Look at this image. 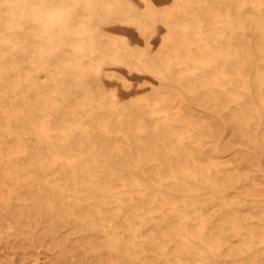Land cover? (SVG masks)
Returning a JSON list of instances; mask_svg holds the SVG:
<instances>
[{"label": "bare ground", "instance_id": "1", "mask_svg": "<svg viewBox=\"0 0 264 264\" xmlns=\"http://www.w3.org/2000/svg\"><path fill=\"white\" fill-rule=\"evenodd\" d=\"M173 1L172 11L148 18L171 32L167 38L171 47H165L170 50L160 53L159 61L169 71L172 66L181 70L193 66L194 76L203 77L202 86L219 88L223 94L224 98L212 95L209 101L228 115L234 105L233 121L245 128L243 136L251 144L260 146L249 131L261 120L259 109L252 99L238 109L243 95L227 93L235 88L234 78L227 75L232 63L242 82L237 89L250 97L249 80L239 69L247 67L256 49L248 43L229 53L223 42H233L246 21H253L264 58V0H223L235 1L234 10L212 8L211 2L222 0ZM249 9L252 13L244 17ZM132 10L127 0H0V202L13 218L17 253L31 261L40 250L42 264H200L206 258L202 252L220 255L231 233L241 237L234 254L238 264H264L254 261L264 253V231L247 230L251 226L247 217L242 220L231 204L219 210L226 221L213 231L218 214L201 212L205 199L184 198L178 204L132 174V169L144 173L152 163L158 170L151 176L155 186L184 195L205 188L220 192L225 183L213 172L215 164L200 165L187 149L201 144L195 142L194 130L205 128L214 135L218 127L213 123H196L176 113L179 131L170 133L173 141L158 143L160 132L174 121L169 113H160L161 105L183 101L180 94L152 105L144 99L124 106L118 98L107 102L100 70L112 62L128 65L124 60L128 54L116 42L105 44L101 23L116 20L145 33ZM255 82L264 105L262 69ZM187 92L197 97L195 86ZM147 107L150 118L142 122V109ZM155 119L156 126L146 125ZM141 135L147 136V143L134 141ZM118 136L127 141L128 151L118 141L111 142ZM146 144L151 147L148 156L140 151ZM156 212L159 217L152 215Z\"/></svg>", "mask_w": 264, "mask_h": 264}, {"label": "rangeland", "instance_id": "2", "mask_svg": "<svg viewBox=\"0 0 264 264\" xmlns=\"http://www.w3.org/2000/svg\"><path fill=\"white\" fill-rule=\"evenodd\" d=\"M131 4L132 13L134 15L135 22L141 23V28L145 33L139 32L135 25L125 26L121 22L116 20H108L101 23L102 35L101 38L106 45L116 42L122 48L127 50V56L124 57L125 63L112 62V64H105L101 68L100 77L103 82V88L106 91V100L111 102L114 98H118L121 106L129 105L137 99H144L149 101L152 105L156 100L162 99L166 96H170L173 93H178L182 96L183 101H176L172 103L169 101L167 105H161L160 113L163 115L169 113L171 118H175L176 113H184L190 121L196 123H213L218 127L217 132L214 135H210L209 132L203 129H196L192 133L195 136L194 140L197 143H201L200 146L187 147L195 154V157L201 162L200 165L210 166L211 163L217 167L213 172L220 174V181L223 179V183L220 186V192L212 191L210 188L202 189L196 194H181L176 189L171 187H157L155 181L152 179V173L158 171L153 169L152 163H148V167L144 170V173L139 169H132V174L143 180V182L151 188L156 189L160 195H165L172 199H176L178 204L182 203V199H189V202L194 198L199 200H206L201 210L206 215H210L217 212V216L213 219L215 227H212L213 231H218L217 223L226 221V218L220 216L219 210L224 204H231L236 212L243 217H247L246 221L250 224L247 230L264 231V226H259V223H264V105L259 97L258 84H256V72L258 69H262L264 72V58L258 51V44L260 43V32L257 29V25L253 21H246L247 25L245 30L240 31L239 34L233 36L231 43L223 42L224 48L227 52H232L236 46H248V43L256 49L253 52V59L248 63L244 69H239L241 76H245L249 80L251 88L250 97L247 93L238 90L236 86L240 87L242 82L237 80L235 66L230 63L227 69V75L229 78H234L235 88H228V94L231 92H237L243 95L242 106H238V109L245 108L252 99L259 109L261 120L254 123L249 131L251 137L255 135L258 139L260 146H254L250 143L243 133H246L245 128L240 125L238 121H233V111L235 106L232 105L228 113L225 114L216 104L210 102L209 99L212 95H218L223 97L219 88L208 89L202 86V78L199 74L194 76L193 66H189L184 70L172 66L171 70H167L159 61L158 55L165 51L167 38L171 36L170 30L161 24L160 21H149L150 14L164 13L173 10V0H127ZM147 2L150 9L147 8ZM235 1L229 4L222 1L211 2L213 9L224 8L229 6L234 10ZM252 13L249 9L244 17H247ZM264 13V11L262 12ZM176 37V34L174 35ZM196 46V45H195ZM169 48L171 46H168ZM197 48L194 52L198 54ZM118 49L114 54H119ZM116 58H120L117 55ZM185 71V74L178 76ZM235 75V76H233ZM181 78V79H180ZM180 79V80H179ZM195 86L197 88V97H190L187 92L188 88ZM213 93V94H212ZM77 95V94H76ZM253 95V96H252ZM224 98V97H223ZM72 103L76 102L74 97L70 98ZM227 100H222L223 105H227ZM259 102V103H258ZM230 105V106H231ZM142 116L143 121L150 118L151 108H143ZM175 121V122H174ZM171 121V127L167 130H162L160 133L162 137L159 140V144L164 141H173V137L170 136L172 131H179L180 123L174 119ZM157 122L149 121L146 125L156 126ZM151 129V128H150ZM152 130V129H151ZM226 133V134H225ZM246 135V134H245ZM172 137V139H171ZM117 139V140H116ZM143 139L146 143L148 138L146 135H141L140 138H135L134 141ZM118 141L125 150H129L127 141L120 136L113 138L111 142ZM162 149V147H160ZM146 156L151 155V147L146 144L143 148H140ZM105 155H110L113 159L115 157L113 153L109 151L105 152ZM169 157H172L168 155ZM183 158V156H181ZM115 160V159H114ZM111 164L114 161H110ZM199 165V166H200ZM138 175V176H137ZM231 179V182H230ZM239 180V182H238ZM122 189V188H119ZM208 190V191H207ZM174 193V194H173ZM176 194V195H175ZM202 196V197H201ZM155 209H153L154 211ZM222 212V210H220ZM190 211L191 216H194ZM224 213V212H223ZM153 216H160L159 212L153 213ZM0 264H42L43 257L40 254V250L37 252V257L34 260H28L24 255L17 253V242H15L13 231V218L6 213L4 203L0 202ZM29 228V227H28ZM151 228V227H149ZM27 230V227H25ZM31 228H29L30 230ZM155 229V228H153ZM228 229V227H226ZM261 237V234H258ZM244 235L243 238H246ZM228 240L225 249L220 255L208 256L205 252H202V258L206 255L205 260L200 264H238V256H234L237 248L240 245L241 237L228 233L226 235ZM263 238V237H262ZM16 243V244H15ZM261 250L264 251V244H262ZM150 254V253H149ZM213 258V259H212ZM262 260L264 262V253L260 254L254 261ZM203 262V263H202ZM193 264V261L187 262Z\"/></svg>", "mask_w": 264, "mask_h": 264}]
</instances>
